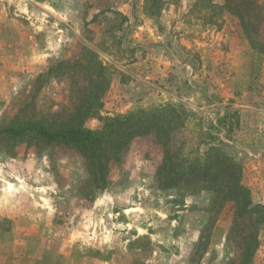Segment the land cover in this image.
Here are the masks:
<instances>
[{
	"label": "rangeland",
	"instance_id": "374dc122",
	"mask_svg": "<svg viewBox=\"0 0 264 264\" xmlns=\"http://www.w3.org/2000/svg\"><path fill=\"white\" fill-rule=\"evenodd\" d=\"M246 35L264 43V0H0V264H264V54ZM165 102L184 125L132 138L101 182L76 145L4 132ZM215 145L243 188L219 167L167 186L168 151Z\"/></svg>",
	"mask_w": 264,
	"mask_h": 264
},
{
	"label": "trees",
	"instance_id": "16d2710c",
	"mask_svg": "<svg viewBox=\"0 0 264 264\" xmlns=\"http://www.w3.org/2000/svg\"><path fill=\"white\" fill-rule=\"evenodd\" d=\"M246 37L252 50L264 54V43L256 48L249 35ZM95 103L99 104V99L96 98ZM227 115L228 113H224L220 120L225 121ZM231 116L233 117L234 113ZM103 121L102 127L98 130L84 128L77 121L75 124L61 126L54 130L45 128L36 122L26 123L16 128L7 127L4 132L13 137L24 136L31 132L47 142L65 141L76 145L90 158L98 181L101 182L105 179L108 161L114 154L120 152L132 138L155 129L158 140L165 145L168 144L173 131L184 125L179 105L171 102L138 108L123 115L106 117ZM179 148L172 149L166 154L169 169L168 187L178 185L189 175L197 172L208 174L214 167H219L225 172L233 187L243 188L240 183V165L233 157L225 153L222 147L210 146L203 158L181 156ZM249 204L250 199L245 197L240 206L241 211H245ZM247 253L251 257L252 251H247Z\"/></svg>",
	"mask_w": 264,
	"mask_h": 264
},
{
	"label": "crops",
	"instance_id": "0c3cea01",
	"mask_svg": "<svg viewBox=\"0 0 264 264\" xmlns=\"http://www.w3.org/2000/svg\"><path fill=\"white\" fill-rule=\"evenodd\" d=\"M231 46H234V48H233V47L230 48V49H231V52H234V55H233V56H232V55H229L227 58H229V57L232 56V59H230L229 62H232V63H233V61H234V64H235L237 45H231ZM161 60H162V59H161L160 57H157L155 63L161 62ZM146 61H147V58H146ZM168 62H169V61H168ZM186 64H187V63H181V65H182L183 67H186V66H187ZM253 80H254V81H257V75L254 77Z\"/></svg>",
	"mask_w": 264,
	"mask_h": 264
}]
</instances>
